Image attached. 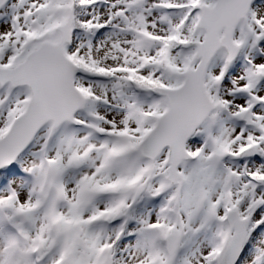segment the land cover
Instances as JSON below:
<instances>
[{
    "label": "snow or ice",
    "instance_id": "snow-or-ice-1",
    "mask_svg": "<svg viewBox=\"0 0 264 264\" xmlns=\"http://www.w3.org/2000/svg\"><path fill=\"white\" fill-rule=\"evenodd\" d=\"M0 264H264V0H0Z\"/></svg>",
    "mask_w": 264,
    "mask_h": 264
}]
</instances>
